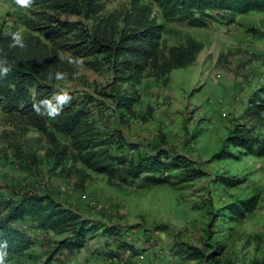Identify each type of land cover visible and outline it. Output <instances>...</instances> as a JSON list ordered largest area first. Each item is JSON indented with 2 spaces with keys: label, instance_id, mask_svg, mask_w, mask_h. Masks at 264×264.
Listing matches in <instances>:
<instances>
[{
  "label": "rangeland",
  "instance_id": "1",
  "mask_svg": "<svg viewBox=\"0 0 264 264\" xmlns=\"http://www.w3.org/2000/svg\"><path fill=\"white\" fill-rule=\"evenodd\" d=\"M137 1L151 6L152 15L165 24L160 50L166 53L171 46L193 42L201 45L195 59L162 79L148 69L141 82L133 84L117 81L104 55L79 58L70 62L69 75L57 86L104 102V114L97 111L98 127L119 129L129 144L136 145L127 150L168 148L188 157L204 175L187 183L159 186H116L105 175L89 170L85 172L90 177L84 178L77 172L82 165L73 154L57 155L58 147L46 132L11 123L0 108V184L5 192L15 188L49 193L99 228H117L139 252L133 264L139 260L141 264H188L181 263L174 250L186 243L208 249L205 242L215 241L226 245L220 264H264V155L213 158L236 124H247L255 133L264 134V114L257 118L247 114L253 93L264 85V12L239 15L232 24L193 27L165 18L152 0ZM131 2L109 0L104 13L122 12ZM18 14L9 0H0V28L22 36L26 28ZM99 91L137 94V100L131 110L117 108L112 97ZM49 131L61 144L67 142ZM230 178L238 182L228 185ZM255 195L258 204L240 221L224 216V204ZM24 226L35 240L30 252L41 260L59 237L30 224ZM100 232L81 251L62 254L63 264H118L107 253L117 250V242Z\"/></svg>",
  "mask_w": 264,
  "mask_h": 264
},
{
  "label": "trees",
  "instance_id": "2",
  "mask_svg": "<svg viewBox=\"0 0 264 264\" xmlns=\"http://www.w3.org/2000/svg\"><path fill=\"white\" fill-rule=\"evenodd\" d=\"M9 1L19 9L17 18L26 28L22 36L0 28V108L11 123L46 132L58 147L57 155L73 154L75 161L82 165L77 172L84 178L90 177L85 172L89 170L105 175L116 186H159L187 183L204 175L188 157L168 148L127 150L136 145L129 144L119 129L110 131L98 127L97 111L101 116L104 114V102L91 94H76L57 86L63 76L69 75L72 60L97 55H104L117 81L138 84L148 69L162 79L173 69L189 65L201 45L190 42L186 46H171L163 53L160 40L165 24L152 15L151 6L137 0H132L130 8L109 14L104 13L109 0ZM152 1L165 18L193 27H207L212 22L232 24L239 15L264 12V0ZM65 16L78 18L65 19ZM99 92L112 97L117 108L131 110L137 100V94ZM250 102L247 114L254 118L264 114V85L253 93ZM49 129L67 142L61 144ZM231 149H237V154ZM246 154L264 155V134L255 133L247 124H236L213 158H237ZM237 182L233 178L226 180L228 185ZM258 201L257 195L250 196L236 204L226 203L221 210L228 220L238 222ZM26 224L59 237L41 260L30 252L35 240ZM98 229L100 234L112 236L117 242V250L107 252L109 257L117 258L118 264H133L132 258L139 252L134 244L123 239V233L117 228L107 225L99 228L49 193L15 188L5 192L0 184L3 264H27L29 260L30 264H63L61 255L81 251ZM207 231L211 235L213 229L209 226ZM205 244L208 249L186 243L173 253L181 263L220 264L219 256L226 245L221 241Z\"/></svg>",
  "mask_w": 264,
  "mask_h": 264
},
{
  "label": "clouds",
  "instance_id": "3",
  "mask_svg": "<svg viewBox=\"0 0 264 264\" xmlns=\"http://www.w3.org/2000/svg\"><path fill=\"white\" fill-rule=\"evenodd\" d=\"M23 3H28L29 0H21ZM7 71V69H5ZM4 253H0V264H3Z\"/></svg>",
  "mask_w": 264,
  "mask_h": 264
},
{
  "label": "built area",
  "instance_id": "4",
  "mask_svg": "<svg viewBox=\"0 0 264 264\" xmlns=\"http://www.w3.org/2000/svg\"><path fill=\"white\" fill-rule=\"evenodd\" d=\"M142 257V256H141ZM137 258V257H136ZM114 261H117V258H113ZM138 264H141V260H139Z\"/></svg>",
  "mask_w": 264,
  "mask_h": 264
}]
</instances>
